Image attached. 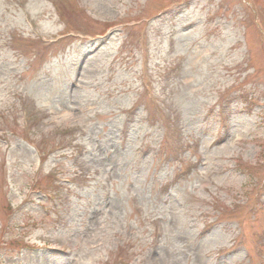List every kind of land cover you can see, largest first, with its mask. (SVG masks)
<instances>
[{"label":"rangeland","instance_id":"rangeland-1","mask_svg":"<svg viewBox=\"0 0 264 264\" xmlns=\"http://www.w3.org/2000/svg\"><path fill=\"white\" fill-rule=\"evenodd\" d=\"M0 264H264V0H0Z\"/></svg>","mask_w":264,"mask_h":264}]
</instances>
